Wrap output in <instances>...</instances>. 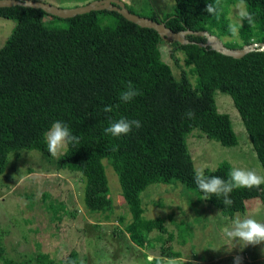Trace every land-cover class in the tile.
<instances>
[{
  "label": "trees",
  "instance_id": "16d2710c",
  "mask_svg": "<svg viewBox=\"0 0 264 264\" xmlns=\"http://www.w3.org/2000/svg\"><path fill=\"white\" fill-rule=\"evenodd\" d=\"M173 2L175 11L164 12L162 19L154 12L138 16L162 21L175 33L207 31L228 49L264 43V0H245L253 23L243 21L238 39L229 31L228 16L229 6L238 0ZM207 3L217 6V15L205 11ZM148 4H154L153 0ZM0 17L15 21L0 48V175L10 153L35 150L50 158L44 134L53 122L66 123L79 143L69 145L57 158L56 170L76 172L84 179L83 204L89 214H110L115 206L105 160L117 176L130 215L128 223L119 217V225L139 249L146 247L149 234L158 233L154 241L160 244V255L152 261L157 264V260L181 256L170 244L174 234L168 232L165 219L143 217L141 194L152 184L180 182L206 198L194 183L186 135L199 129L224 147L237 145L229 116L217 109V91L231 97L264 172V51L234 59L200 47L204 38L187 36L191 43H173L170 56L177 63L175 52L183 55L184 64L196 76L193 86L186 71L180 68L176 78L162 59L159 45L163 41L154 30L141 28L116 12L77 15L65 19V26L55 25L63 19L21 6L0 8ZM129 82L138 95L125 103L120 93ZM106 107L112 111L105 112ZM189 111L194 114L191 118L186 115ZM122 117L139 120L142 126L119 137L105 133ZM231 170L223 162L205 174L228 179ZM207 198L206 203L233 219L245 212L250 199L259 198L264 204V184L235 188L229 206L223 205L222 195L207 194ZM33 257L29 261L33 264H80L74 250L57 261L40 252ZM0 264L27 263L8 257L0 240Z\"/></svg>",
  "mask_w": 264,
  "mask_h": 264
},
{
  "label": "rangeland",
  "instance_id": "374dc122",
  "mask_svg": "<svg viewBox=\"0 0 264 264\" xmlns=\"http://www.w3.org/2000/svg\"><path fill=\"white\" fill-rule=\"evenodd\" d=\"M60 9H74L97 0H35ZM136 15L175 11L173 0H120ZM235 4L229 6V19L238 17ZM65 26L66 21H55ZM15 26V21L0 17V48ZM228 40V38H225ZM173 43L162 42V59L169 64L176 78L180 68L186 71L193 86L196 76L184 64L182 54L175 52L177 63L170 56ZM215 102L219 113L227 114L237 138V145L224 147L207 138L199 129L186 135V143L195 171H212L223 162L233 168L264 172L249 141L240 116L229 95L217 91ZM58 156L44 158L39 151L23 150L10 153L3 174L0 175V240L5 254L19 262L30 261L39 253L59 260L69 251H76L80 264H147L148 255L159 258L160 244L154 239L157 232L148 235L150 241L143 249L131 244L118 218L130 222V215L121 197L118 179L106 163L105 173L115 209L110 214H89L83 204L84 179L76 172L58 171L54 162ZM143 217H162L168 232L174 234L170 243L180 253L179 264H264V242L245 245L243 241L228 238L224 229L231 227L236 217H253L264 222V204L259 198L245 202L244 213L233 219L205 202L196 190L180 182L152 184L141 194ZM166 237V236H164ZM185 239V243H182ZM166 260V259H164Z\"/></svg>",
  "mask_w": 264,
  "mask_h": 264
},
{
  "label": "clouds",
  "instance_id": "9594fccd",
  "mask_svg": "<svg viewBox=\"0 0 264 264\" xmlns=\"http://www.w3.org/2000/svg\"><path fill=\"white\" fill-rule=\"evenodd\" d=\"M205 11L213 16L218 14V8L214 3H207ZM234 11L238 19L230 23L229 31L234 38L238 39L240 29L243 27V21L246 20L248 24H252L253 15L248 11L245 0H238ZM137 95L138 91L129 82L127 89L120 93V100L127 103ZM104 111L111 112L112 108L106 107ZM186 115L191 118L194 114L189 111ZM141 126L139 120H129L122 117L112 122L104 131L114 137H119L129 134L133 127L140 128ZM44 135L47 149L54 157L67 149L69 145L79 143V137L73 135L69 126L62 121L53 122L50 129L47 130ZM193 179L198 189L203 194H206L205 199H208L207 194H212L217 197L222 195V203L224 206L232 205L233 201L230 198V193H232L235 188H258L260 185L264 184V176L259 175L255 170L243 168H233L229 173L228 179H224L220 176L206 175L205 170L201 168L195 171ZM224 233L230 239L243 241L246 246L249 244L257 245L264 242V222L249 216L243 218L236 217L232 226L224 229ZM154 259L155 257L148 255V264H152ZM157 264H179V262L174 258H169L163 262L157 260ZM235 264H240V257L235 258Z\"/></svg>",
  "mask_w": 264,
  "mask_h": 264
},
{
  "label": "water",
  "instance_id": "95a60500",
  "mask_svg": "<svg viewBox=\"0 0 264 264\" xmlns=\"http://www.w3.org/2000/svg\"><path fill=\"white\" fill-rule=\"evenodd\" d=\"M21 6L26 8L40 9L49 16H53L59 19H70L77 15H83L90 12L96 11H113L120 14L127 21L146 29L154 30L163 42L166 43H177L179 45H185L191 43L186 39L187 36H196L204 38V43L198 45L202 48H209L219 54L234 59H241L245 55L251 52H263L264 43H253L250 45L243 46L240 49H228L222 41L215 35H211L207 31H190L185 30L181 32H173L171 29L165 26L162 21L155 22L149 18L141 17L131 13L125 4L120 0H97L88 3L85 6L77 7L74 9H60L52 5L34 1V0H0V8H9Z\"/></svg>",
  "mask_w": 264,
  "mask_h": 264
}]
</instances>
